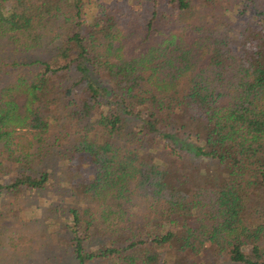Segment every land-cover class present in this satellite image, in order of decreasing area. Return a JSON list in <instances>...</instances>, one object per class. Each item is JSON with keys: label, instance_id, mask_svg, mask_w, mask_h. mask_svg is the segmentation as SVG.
I'll list each match as a JSON object with an SVG mask.
<instances>
[{"label": "trees", "instance_id": "trees-1", "mask_svg": "<svg viewBox=\"0 0 264 264\" xmlns=\"http://www.w3.org/2000/svg\"><path fill=\"white\" fill-rule=\"evenodd\" d=\"M235 2L0 0V186L76 168L75 264H264V0ZM11 231L3 255L28 254Z\"/></svg>", "mask_w": 264, "mask_h": 264}, {"label": "rangeland", "instance_id": "rangeland-1", "mask_svg": "<svg viewBox=\"0 0 264 264\" xmlns=\"http://www.w3.org/2000/svg\"><path fill=\"white\" fill-rule=\"evenodd\" d=\"M85 18L90 21L93 14V5L97 0H84ZM222 5L226 0H219ZM232 5L227 8V15L233 16L235 9V0H229ZM235 2V3H234ZM46 53L50 51V45L44 48ZM75 75H70L74 80ZM69 79L62 77L60 88L63 89L69 85ZM103 86L104 84L101 83ZM15 94V92H12ZM16 100L22 111L24 98L16 96ZM60 101V100H58ZM57 109L60 110L59 106ZM51 123V122H50ZM51 129H55L52 125ZM148 145V144H147ZM143 146L146 147L145 142ZM186 147L185 144H183ZM150 147V146H148ZM159 154H161L159 152ZM183 158L181 163H176V168L180 171L182 177L186 174L196 172L200 175H207L211 168H214L212 162L202 160L197 157L188 156ZM8 169H1L0 185H6L11 175L16 174V169L12 165ZM37 171L48 174V182L38 190L22 189L17 196L13 195L7 188L0 186V230L9 233L22 231L25 237L30 234L35 235L33 246L28 249V254L18 255L14 252L8 256L3 255L4 247L0 244V264H75L73 257L70 255L67 245V225L69 223L68 209L80 205L77 195L72 188L74 179V169L69 170L66 163L50 157L43 164L36 168ZM1 241V240H0ZM28 238L25 242H28ZM217 264H233L228 261L216 262ZM89 264H103L100 262H91Z\"/></svg>", "mask_w": 264, "mask_h": 264}]
</instances>
